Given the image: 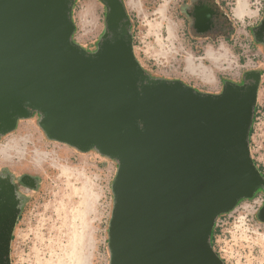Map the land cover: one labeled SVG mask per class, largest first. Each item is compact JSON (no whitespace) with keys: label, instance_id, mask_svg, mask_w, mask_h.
<instances>
[{"label":"water","instance_id":"1","mask_svg":"<svg viewBox=\"0 0 264 264\" xmlns=\"http://www.w3.org/2000/svg\"><path fill=\"white\" fill-rule=\"evenodd\" d=\"M99 1L105 30L90 51L74 40L77 0H0V136L36 118L49 141L117 163L109 264H225L211 241L218 219L264 192L251 153L263 74L219 93L154 77L124 0ZM252 34L264 51V15ZM16 180L37 185L0 172V264L26 201Z\"/></svg>","mask_w":264,"mask_h":264},{"label":"rangeland","instance_id":"2","mask_svg":"<svg viewBox=\"0 0 264 264\" xmlns=\"http://www.w3.org/2000/svg\"><path fill=\"white\" fill-rule=\"evenodd\" d=\"M216 1L228 15V25L198 34L188 15L196 0H124L135 56L154 77L182 80L211 93L221 92L225 81L240 83L247 71H261L251 153L264 176V51L252 34L264 9L260 17H247L258 10L253 0ZM105 17L99 0H77L74 40L94 50ZM117 167L94 151L82 153L49 141L36 118L22 120L14 132L0 136V172L16 179L31 176L37 184L33 189L16 180L26 201L11 243V264H109L111 186ZM256 199L241 201L215 226L214 247L222 250L227 264H264V224L257 218Z\"/></svg>","mask_w":264,"mask_h":264},{"label":"flooded vegetation","instance_id":"3","mask_svg":"<svg viewBox=\"0 0 264 264\" xmlns=\"http://www.w3.org/2000/svg\"><path fill=\"white\" fill-rule=\"evenodd\" d=\"M204 8H206L205 10L208 11L207 17L209 18V20H207V19L205 20L203 18L204 14L202 11H204L203 10ZM195 14H197L199 16L198 19H196ZM188 15L190 16L191 20L193 21L194 29L197 31L198 34L208 33L210 31H214V30L221 28L220 26L224 25L223 20L226 18V14L222 11V9L220 8V6H218L217 3H215V5H213V6L195 5V7L193 8V11L188 13ZM206 22L208 24H206ZM243 82H244V78L240 83H243ZM37 116L38 115L35 114V117H37Z\"/></svg>","mask_w":264,"mask_h":264},{"label":"crops","instance_id":"4","mask_svg":"<svg viewBox=\"0 0 264 264\" xmlns=\"http://www.w3.org/2000/svg\"><path fill=\"white\" fill-rule=\"evenodd\" d=\"M215 3L219 5V3L216 1V0H196V4L194 5H198V6H213L215 5ZM220 8L222 9V7L220 6ZM223 11V9H222ZM224 12V11H223ZM225 13V12H224ZM262 14V10H252V13L250 14V16H247V17H260V15ZM247 17H244V20H246ZM227 19V20H226ZM228 15L226 14V18L223 20V26H220L221 28L222 27H225V25H228L229 23V20H228ZM240 19V18H239ZM227 23V24H226ZM219 28V29H221ZM226 32V31H225ZM225 32H223L222 30H219L218 33L219 34H225ZM229 33V31H228ZM215 85L218 86L219 85V81H218V77L216 76V81H215Z\"/></svg>","mask_w":264,"mask_h":264},{"label":"built area","instance_id":"5","mask_svg":"<svg viewBox=\"0 0 264 264\" xmlns=\"http://www.w3.org/2000/svg\"><path fill=\"white\" fill-rule=\"evenodd\" d=\"M226 4L229 6V2H226ZM253 6L256 7L258 10H263L264 9V0H253ZM256 114L260 113L259 108H256L255 111ZM257 198V199H256ZM255 199L257 200V203L259 205V208L264 204V193H257L255 196ZM222 217V216H221ZM221 217L218 219L217 223H216V228H219V220L221 219ZM220 231V230H219ZM215 241V239H214ZM216 242V241H215ZM215 244V243H214ZM215 246V245H214ZM213 246L214 250L216 251V253L222 258V260L224 261L225 264H227V260H225L223 258V256L221 255V253H219L220 251H222L221 249L219 251H217V249H215V247Z\"/></svg>","mask_w":264,"mask_h":264},{"label":"trees","instance_id":"6","mask_svg":"<svg viewBox=\"0 0 264 264\" xmlns=\"http://www.w3.org/2000/svg\"><path fill=\"white\" fill-rule=\"evenodd\" d=\"M252 134H253V132H252V130H251V136H252ZM259 170L261 171V169L259 168ZM261 173H262V171H261ZM260 192H262V191H259L258 193H260ZM215 233H216V229H214V231H213V235H212V245L214 246V237H215Z\"/></svg>","mask_w":264,"mask_h":264},{"label":"bare ground","instance_id":"7","mask_svg":"<svg viewBox=\"0 0 264 264\" xmlns=\"http://www.w3.org/2000/svg\"><path fill=\"white\" fill-rule=\"evenodd\" d=\"M75 236H76V235H75ZM77 247H78V245H77ZM77 247H76V248H77Z\"/></svg>","mask_w":264,"mask_h":264}]
</instances>
